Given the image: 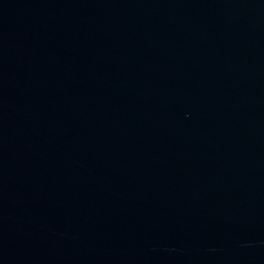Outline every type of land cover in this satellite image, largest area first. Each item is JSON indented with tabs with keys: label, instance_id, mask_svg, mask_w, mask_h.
<instances>
[{
	"label": "water",
	"instance_id": "water-1",
	"mask_svg": "<svg viewBox=\"0 0 264 264\" xmlns=\"http://www.w3.org/2000/svg\"><path fill=\"white\" fill-rule=\"evenodd\" d=\"M0 264H264V0H0Z\"/></svg>",
	"mask_w": 264,
	"mask_h": 264
}]
</instances>
